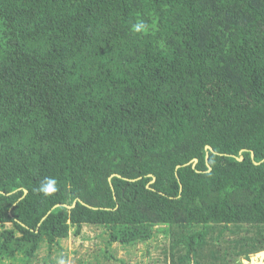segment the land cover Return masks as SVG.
I'll list each match as a JSON object with an SVG mask.
<instances>
[{
	"label": "trees",
	"instance_id": "1",
	"mask_svg": "<svg viewBox=\"0 0 264 264\" xmlns=\"http://www.w3.org/2000/svg\"><path fill=\"white\" fill-rule=\"evenodd\" d=\"M86 225L91 264L160 232L172 264L264 250V0H0V256Z\"/></svg>",
	"mask_w": 264,
	"mask_h": 264
},
{
	"label": "rangeland",
	"instance_id": "2",
	"mask_svg": "<svg viewBox=\"0 0 264 264\" xmlns=\"http://www.w3.org/2000/svg\"><path fill=\"white\" fill-rule=\"evenodd\" d=\"M7 174H9L11 171L9 169H6ZM84 234H81V236H75L74 234H71L70 237L63 241V245H64V250L62 251V253H64L66 255V261L67 264H80L81 261L83 260H91V262H95V258L94 256L97 254V252L100 250L101 247H105V243L103 241L102 238H100L98 236L99 232H101V229L99 228H95L92 227L90 225H86L83 228ZM236 233L233 234H229L228 236H230L229 238L231 239L232 237L234 238H246L247 242L246 243V247H244V242L241 241V243L239 244H232V246L230 247V251L236 256L237 259V255H239L236 251L239 250H243L244 248L247 247H251L248 246L249 242H250V238L248 233H243L240 231H235ZM86 236V237H85ZM89 236V238L87 237ZM171 238L169 236H166L164 233H159L155 238H153L152 240L145 242L144 245L141 246V248H139L138 246L134 249V251L132 250H125V247L123 246H119L118 244H113V253L117 256L116 258L114 257H109V259H104V261L107 260V263L103 261V256H102V262L101 264H122L120 262V260L122 257L125 258L127 260L126 264H145V260L151 259L150 257L144 256L143 253H145L147 247H149L154 254V259H158V261H160L162 264H166L169 261L174 262L176 261V259L178 258L177 256H175L176 259H173L172 255H171V251H170V240ZM147 243V245H146ZM224 241H222L220 244H223ZM219 244V245H220ZM218 247V246H216ZM165 248H169V251H167V253H164V249ZM210 253L212 254H216V252L212 249V247H208ZM47 250L46 246H42L40 248V250H38L34 255L32 256H26L23 251H19L17 253V257L13 260H9L7 258L1 257L0 256V264H44L45 262L43 261V256L45 255V252ZM53 253H55V259L58 263V259L60 258V252L58 251L55 252V250L52 251ZM251 258L250 260L247 262H249V264H255L256 262L263 260L262 257H260L258 255V253L256 254H251ZM211 254H206V258L210 257ZM143 262H141V261ZM204 261V260H203ZM238 262V260H235ZM231 262H234V260L232 259ZM230 262V263H231ZM148 263V261H147ZM47 264H49V262L47 261Z\"/></svg>",
	"mask_w": 264,
	"mask_h": 264
},
{
	"label": "clouds",
	"instance_id": "3",
	"mask_svg": "<svg viewBox=\"0 0 264 264\" xmlns=\"http://www.w3.org/2000/svg\"><path fill=\"white\" fill-rule=\"evenodd\" d=\"M146 28V24L141 21L139 23H136L133 25V29L136 33L142 32ZM39 194H41L44 197H51L56 191H57V181L55 178L52 177H46L44 178L37 189H35ZM58 264H67L66 259L61 256L58 259Z\"/></svg>",
	"mask_w": 264,
	"mask_h": 264
},
{
	"label": "crops",
	"instance_id": "4",
	"mask_svg": "<svg viewBox=\"0 0 264 264\" xmlns=\"http://www.w3.org/2000/svg\"><path fill=\"white\" fill-rule=\"evenodd\" d=\"M148 243V242H147ZM147 243H146V245H147ZM142 245H144V243H139L137 246L139 247V248H141V246ZM137 246H135V247H130V248H126L125 247V250H132V251H134V249L137 247ZM55 250V249H54ZM53 251V250H52ZM52 251H48V250H46V252H45V255L43 256V259L46 257V258H48L49 260V264H50V261L53 259L55 262H56V264H58L57 263V261H56V259H55V253H53ZM56 252V251H55ZM112 252H113V250H112ZM170 252V251H169ZM164 253H167V251H164ZM144 254V256H147V257H150L151 259H149L148 258V260H145V264H162L160 261H158V259H154V254H153V251L149 248V247H147V249H146V251H145V253H143ZM201 255H202V253H201ZM258 255H261L260 257H262L263 258V260H260V261H258V262H256L255 264H264V250H262V251H260L259 253H258ZM116 256V255H115ZM95 257V256H94ZM117 257V256H116ZM121 259H125V258H121ZM126 260V259H125ZM44 261V260H43ZM84 262L82 263V264H91L90 262H89V259H87V260H83ZM127 261V260H126ZM141 261V260H140ZM147 261H148V263H147ZM141 262H143V261H141ZM208 262L209 261H203V260H201V263L200 264H208ZM104 263V262H103ZM122 263V262H121ZM144 263V262H143ZM173 262L171 261H169L168 263H166V264H172ZM243 263L244 264H249V262H247V259H244L243 260ZM123 264V263H122Z\"/></svg>",
	"mask_w": 264,
	"mask_h": 264
},
{
	"label": "water",
	"instance_id": "5",
	"mask_svg": "<svg viewBox=\"0 0 264 264\" xmlns=\"http://www.w3.org/2000/svg\"><path fill=\"white\" fill-rule=\"evenodd\" d=\"M209 148L212 149L210 146H209ZM253 155H254V154H253ZM239 159H240V160H243L244 158H243V157H240ZM197 161H198V160L195 159V162H197Z\"/></svg>",
	"mask_w": 264,
	"mask_h": 264
},
{
	"label": "bare ground",
	"instance_id": "6",
	"mask_svg": "<svg viewBox=\"0 0 264 264\" xmlns=\"http://www.w3.org/2000/svg\"><path fill=\"white\" fill-rule=\"evenodd\" d=\"M259 256H261V255H259ZM262 264V263H261Z\"/></svg>",
	"mask_w": 264,
	"mask_h": 264
}]
</instances>
